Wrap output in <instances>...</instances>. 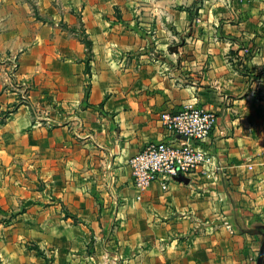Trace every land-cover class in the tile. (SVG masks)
I'll return each mask as SVG.
<instances>
[{
	"label": "crops",
	"instance_id": "crops-1",
	"mask_svg": "<svg viewBox=\"0 0 264 264\" xmlns=\"http://www.w3.org/2000/svg\"><path fill=\"white\" fill-rule=\"evenodd\" d=\"M263 12L0 0V264H264ZM189 102L222 168L138 199L129 159L186 140L160 114Z\"/></svg>",
	"mask_w": 264,
	"mask_h": 264
},
{
	"label": "built area",
	"instance_id": "built-area-1",
	"mask_svg": "<svg viewBox=\"0 0 264 264\" xmlns=\"http://www.w3.org/2000/svg\"><path fill=\"white\" fill-rule=\"evenodd\" d=\"M160 119L171 133L186 140L177 145L152 142L129 159L138 199L154 182L168 190L171 182L181 176L190 177L200 167L209 173L222 168L211 153L197 145L206 141L214 130L217 123L214 111L189 102L179 110L162 112Z\"/></svg>",
	"mask_w": 264,
	"mask_h": 264
},
{
	"label": "trees",
	"instance_id": "trees-1",
	"mask_svg": "<svg viewBox=\"0 0 264 264\" xmlns=\"http://www.w3.org/2000/svg\"><path fill=\"white\" fill-rule=\"evenodd\" d=\"M82 40L85 43L86 48L88 50V58H87L86 63H87V66L89 67V63H90V60H91V53H92V43L89 40V38H88V36L86 35L85 32H83V34H82Z\"/></svg>",
	"mask_w": 264,
	"mask_h": 264
},
{
	"label": "water",
	"instance_id": "water-1",
	"mask_svg": "<svg viewBox=\"0 0 264 264\" xmlns=\"http://www.w3.org/2000/svg\"><path fill=\"white\" fill-rule=\"evenodd\" d=\"M180 182L189 183L190 179L188 177L181 176L177 179Z\"/></svg>",
	"mask_w": 264,
	"mask_h": 264
},
{
	"label": "rangeland",
	"instance_id": "rangeland-1",
	"mask_svg": "<svg viewBox=\"0 0 264 264\" xmlns=\"http://www.w3.org/2000/svg\"><path fill=\"white\" fill-rule=\"evenodd\" d=\"M248 3V2H247ZM260 3H261V7L263 8V11H264V0H260ZM261 17L263 18L264 20V12L261 14Z\"/></svg>",
	"mask_w": 264,
	"mask_h": 264
}]
</instances>
